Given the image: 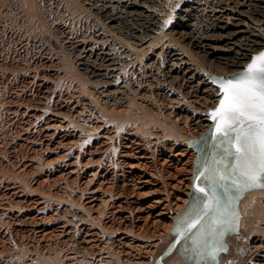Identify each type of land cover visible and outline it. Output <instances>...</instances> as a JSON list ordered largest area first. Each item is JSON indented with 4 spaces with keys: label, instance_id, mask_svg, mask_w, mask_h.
I'll list each match as a JSON object with an SVG mask.
<instances>
[{
    "label": "rangeland",
    "instance_id": "rangeland-1",
    "mask_svg": "<svg viewBox=\"0 0 264 264\" xmlns=\"http://www.w3.org/2000/svg\"><path fill=\"white\" fill-rule=\"evenodd\" d=\"M5 1L0 0L5 5L2 8L4 13L10 20L20 25L22 21L9 1ZM179 1L166 0L162 6L161 12L165 19L162 22L163 31L161 30L159 35L164 30V33H168L172 28L171 25L178 12ZM37 2L44 12L45 38L49 40V48L55 51V53L54 51L51 53L59 56L65 66L63 72H67L68 76L71 73L72 80L70 77L69 81L67 79L51 80L49 85L52 88L49 89L48 94H45L43 93L45 89L43 91L37 84L34 85L24 80V77L29 78L23 76L24 71L14 72L15 74L13 72V74L5 73L4 68L11 65L12 57L25 59L23 60L24 66L28 60L30 61L37 48L34 46L36 48L34 49L31 44H19L13 37L11 38L9 32L0 33V50H5L3 52L4 61L0 62V202L11 205L14 210L12 212L15 214H28L36 222L33 225V228L36 229L35 233L31 232V234L35 237L43 235L38 238L40 241L35 239L33 242L37 251L29 252L28 246L21 245L15 236H11L13 235L11 231L14 226L16 227V224L10 223L9 215H1L0 210V238L4 233L9 235L6 237V241L4 240L5 242L0 240V257L20 253L25 261L20 264H92L90 262L99 258L109 259L111 264H126L124 259L127 256L116 244L112 245L111 243L117 236L123 234L134 242L137 240L136 244L141 242V247H144L143 254L146 255L145 260L148 261V264H153L155 251L153 254L150 251L155 250L156 247L152 246L163 240L164 236L170 232L173 220L182 208L192 184L197 151L187 141H181V138L184 135L197 136V133L177 119L168 108V102L164 101L163 96L152 86L148 88V93L146 92L144 96H134L133 94L136 92L133 91L131 95V99L135 103L132 112L133 118H129L125 112L101 101L102 96L99 97V93H97L99 85L91 82L83 74V71L78 67L77 59L64 43L65 29L80 34L87 32L88 26L82 21V17L88 13L84 0H37ZM166 21H170V23H166ZM129 23H123L119 30L109 29V31L119 39L131 44L130 33L134 28L136 30L137 28L142 29V27H136L138 26L136 21H129ZM23 27L25 28V26ZM143 29L142 32L146 33V28ZM172 37L175 38V35L172 34V36H166L163 39L164 41L167 38V40H171ZM161 42L163 41H159L160 45ZM185 43L179 42L180 45ZM188 46L184 47L189 51L191 63L193 67L197 66L198 68L200 64L195 61ZM220 70V68L217 69L219 72ZM72 81L79 82H77V88L70 86ZM21 88L22 90L27 89L22 91ZM175 88H177L176 96L181 95L179 96L181 99L184 98L183 100L186 102L194 104L191 103L194 99L190 98L185 87ZM85 97L92 101L96 110L107 119L114 118L115 122L120 123V128L117 130L118 136L115 135L112 140L108 141V155L106 154L104 159L97 156L99 159L96 160L97 157L93 154L99 141L106 140L98 135L102 129L97 128L94 124L89 126V120L84 117L86 112L78 113L84 107L82 102ZM54 98H61L59 102L62 105H56ZM194 105L202 107L201 103ZM54 109H59L61 115L55 116ZM201 113L202 116L205 115V112L201 111ZM107 114L109 115L107 116ZM61 117L65 121H69L75 127V131H71L68 138L59 144L60 138L48 139L44 134L43 127L47 122L58 118L62 119ZM94 121L95 119H93ZM140 149L143 150L139 151ZM92 160L96 161L92 163ZM103 161L105 164L108 161L104 165V168L109 169L107 174L104 170V172L99 171L94 175L97 165ZM145 178L152 180V183L145 185L143 183ZM263 195H259V201L262 203L264 202ZM119 203L121 207L118 206ZM149 204H157V207L150 210L149 207H146ZM139 205L145 209L136 210ZM75 210L83 212L87 219V225L83 226L78 222ZM159 213L161 214L159 215ZM244 219H246V215L244 218L241 214L240 227L243 233L238 237V240L241 241V251H244L243 257L247 260L250 256L249 235L247 226H245V231L242 225ZM76 226H87L86 228H91L93 231L98 230L97 232L100 233L98 238H104V241L109 242L108 244L104 242L101 246L94 248L100 256L92 259L89 253L85 254L83 262H75L76 260L70 258L73 253L65 249H70L72 246L67 239L74 234ZM40 229L41 231L36 233ZM259 230L260 232H255V234L264 235V225L259 226ZM65 237L67 241L65 240L61 244V240ZM100 242L102 241L100 240ZM46 243H52L56 248L51 246L52 249L46 252L43 249ZM65 254H68V258L63 257ZM224 264L237 263L226 261Z\"/></svg>",
    "mask_w": 264,
    "mask_h": 264
},
{
    "label": "bare ground",
    "instance_id": "bare-ground-1",
    "mask_svg": "<svg viewBox=\"0 0 264 264\" xmlns=\"http://www.w3.org/2000/svg\"><path fill=\"white\" fill-rule=\"evenodd\" d=\"M8 1L22 23L19 25L10 20L2 9L5 5L0 2V33L9 32L11 38L13 37L19 44H31L32 47L34 48L35 46L37 50L34 53L32 52L33 56L30 58V61L27 59L29 63H25L26 65L24 66L23 60L25 59L12 57L10 59L11 65L4 68L5 73L13 74L14 72L24 71V74L22 73L23 76L29 77H24V80L34 85L37 84L41 90L44 91L45 89L43 93L48 94L49 89L52 88L49 85L51 80L67 79V81H69L68 78L71 76V73L69 76L67 72L64 73L63 68L65 66L61 62V59L57 54L51 53V51L54 50L49 48V40L45 38L46 29L44 30L45 27L43 25L44 12L37 0ZM165 1L166 0H84L88 13H85L84 16L82 15V21L88 26L87 34L73 33L65 29V34L63 33L64 43L66 48L77 59L78 67L83 71V74H85L91 82L99 85L97 93H99V97L102 96L101 101L108 103L107 105L118 108L121 112H125L129 118H133L132 112L135 106L134 101L131 99L133 91L136 92V94H133L134 96H144L148 88L152 86L163 96V100L168 102V108L174 113L177 119L197 133V136L190 137L184 135L181 138V141H187L189 138H198L212 125V121L207 112L217 104L221 95L218 87L211 82L210 75H225L241 69L250 59L251 54L262 48L264 44V0H180L178 2L176 19L171 25L172 28L168 33H164V30V32L159 35L163 29L162 22H164L165 19L161 12ZM129 21H136V24H138L136 27H142V29L146 28L147 31L146 33L142 32V29L139 28L136 30H134V28L133 31L131 30V44L119 39L109 31V29L119 30L122 28L123 23L127 22L130 24ZM23 26H25V28ZM172 34L175 35V38L172 37L171 40H167V38V41H164V37L172 36ZM123 37L125 38V36ZM161 40L163 42H161L160 45L159 41ZM179 42L186 43L180 45ZM184 46H188L191 49V55H193L195 61L200 64H198V68L197 66L193 67L189 57V51H187ZM4 51L5 50H0V62L4 61ZM218 68L221 69L220 72L217 71ZM159 75L161 76L160 78ZM77 82L72 81L71 84H69L75 88L76 85H78ZM175 87H185L187 94L190 98L194 99L191 103H201L202 107H197L194 104L186 102L183 100L184 98L181 99L179 97L181 95L176 96L177 88ZM27 88L23 90L21 88V90L26 91ZM86 97L83 98L84 102L79 99L84 107L82 110L78 111V113L86 112L84 117L91 123H89V126L94 124L97 128L102 129L98 135L106 140L99 141L93 154L96 157L99 156V158L101 157L104 159V156L108 153V141H110V139L112 140L115 135L118 136L117 130L120 128V123L115 122L116 119L114 118L107 119L103 116L93 106L91 103L92 101L87 100ZM54 99L56 105H62L59 102L61 98ZM58 110L54 109L53 114H56L55 116L61 115V111ZM201 111L205 112V115L203 114L202 116ZM108 115L109 114H107V116ZM61 118L62 119L58 118L52 120L49 123L47 122L43 127L44 134L48 139L55 140L60 138V140H58L59 144L68 138L71 131H75V127L69 121H65L63 117ZM93 119H95L94 122ZM142 150L143 149H140L139 151ZM99 158L97 157L96 160ZM95 161L92 160V163ZM106 164L103 161V163L97 165V170L93 174L96 175L99 171L104 172V170L107 174L109 169L106 167V169L104 168ZM151 181L152 180L145 178L143 183L148 185L152 183ZM262 194H264V187L251 189L240 198L238 209L244 218L246 215V219L243 220L242 225L245 231V226H247L250 256L245 260L243 257L244 251H241L242 245L240 243L232 257L237 264H264V235L255 234V232H260L259 226L264 225V202L262 203L259 201V195L262 196ZM186 200L187 198L184 200V203L187 202ZM155 202L158 203V201ZM118 206L121 207L120 203ZM141 206L142 205H139L136 210L141 211L145 209ZM146 207L152 210L157 207V204H149ZM0 210L2 212L1 215H9L10 223L16 224V227L14 226V229L12 228L13 230L11 232L13 235L11 236H15L16 240H18L21 245L28 246L29 252L37 251L33 242L43 235L35 237L31 234V232L35 233L36 229L33 228V225L36 222L28 214L13 213L11 205L5 202H0ZM145 212L148 211L145 210ZM160 214L161 213H159V215ZM75 215L81 225H87V219L83 212L76 211ZM171 224L172 221L169 229ZM257 224L259 225L258 227L256 226ZM86 227L87 226H76L74 228V234L70 235V238L67 239L68 243L70 245L72 244V246L70 249L65 250L73 253V256L70 258L76 260L75 262H83L82 260L88 253L92 256V259L96 256L98 257V255L100 256L94 248L99 245L101 246L104 242L106 244L109 243L107 240L104 241V238H98L100 237V233L97 232L98 230L93 231L91 228ZM65 230L67 229L65 228ZM40 231L41 229L36 233ZM8 236L4 233L0 240L6 241V237ZM167 236L168 235H165L163 239L166 240ZM65 240L66 237L61 240V244H63ZM100 240L102 242H100ZM135 242L129 239L128 236L122 234L117 236L115 240H112L111 243L112 245L116 244L121 252L127 256L126 259H124L126 264H148V261L145 260L146 255L143 254L144 247H141V242L138 244ZM157 244L158 243L153 244L152 247H156ZM51 246L54 245L52 243H46L43 249L49 252L52 249ZM53 248L55 249L56 247L54 246ZM62 250H64V248H62ZM153 251L155 250L152 249L150 253L153 254ZM146 252L145 250V254ZM21 256L22 255L19 253L17 255L12 254L2 258L0 257V264L25 263ZM67 256L68 254H65L63 257L68 258ZM90 263L111 264L109 259L103 258H99Z\"/></svg>",
    "mask_w": 264,
    "mask_h": 264
},
{
    "label": "snow or ice",
    "instance_id": "snow-or-ice-1",
    "mask_svg": "<svg viewBox=\"0 0 264 264\" xmlns=\"http://www.w3.org/2000/svg\"><path fill=\"white\" fill-rule=\"evenodd\" d=\"M220 88L223 98L211 118L216 121L214 131L227 149L226 155L232 156L234 163L214 160L207 175L203 171L198 174L197 180L204 177L208 181L207 187L194 185L203 198L200 211L182 230H174L190 242V251L201 259L209 254L212 238L227 226L232 190L264 187V51Z\"/></svg>",
    "mask_w": 264,
    "mask_h": 264
},
{
    "label": "water",
    "instance_id": "water-1",
    "mask_svg": "<svg viewBox=\"0 0 264 264\" xmlns=\"http://www.w3.org/2000/svg\"><path fill=\"white\" fill-rule=\"evenodd\" d=\"M262 51H264V44L261 49L251 54L250 59L241 69L235 72L225 75H210L211 82L218 87L221 96L217 104L207 112L212 121L211 127L198 138L187 139L188 144L190 143L194 146L193 148L197 151L194 160V173L190 192L187 196V202L183 204L182 208L177 212L176 218L173 220V225L168 233L167 239L158 242L155 248L153 264H221L224 261L235 262V259L232 257L236 252V248L240 245L238 237L243 233L240 227L241 213L238 209L240 198L251 189L263 187L248 188L242 191L232 190V199L228 202L227 207V226L222 232L218 231L212 238L209 254L204 259L199 258L195 253L190 251V242L182 235H178L174 230L177 228L182 230L200 211L203 198L202 194L195 191L194 185L207 187L208 181L204 177L197 180L198 174L203 171L207 175L206 170L212 167L214 160L217 162L223 160L225 164L234 163L233 157L226 155L227 149L224 146H220L221 143L214 131L216 121L211 118V113L219 106L220 100L223 98L220 84L244 72L247 65L251 63L252 58ZM216 166L222 167L219 163Z\"/></svg>",
    "mask_w": 264,
    "mask_h": 264
},
{
    "label": "crops",
    "instance_id": "crops-1",
    "mask_svg": "<svg viewBox=\"0 0 264 264\" xmlns=\"http://www.w3.org/2000/svg\"><path fill=\"white\" fill-rule=\"evenodd\" d=\"M234 259V258H233ZM224 262H226V261H224ZM224 262H222L221 264H224Z\"/></svg>",
    "mask_w": 264,
    "mask_h": 264
}]
</instances>
